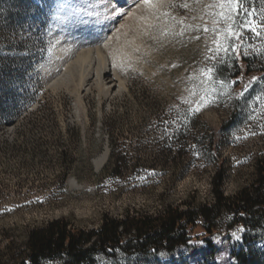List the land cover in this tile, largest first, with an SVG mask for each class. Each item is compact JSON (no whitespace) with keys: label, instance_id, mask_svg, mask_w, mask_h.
I'll use <instances>...</instances> for the list:
<instances>
[{"label":"rangeland","instance_id":"1","mask_svg":"<svg viewBox=\"0 0 264 264\" xmlns=\"http://www.w3.org/2000/svg\"><path fill=\"white\" fill-rule=\"evenodd\" d=\"M28 1L25 11L13 17V26L0 44V57H6L0 60V250L11 256L23 247L30 228L53 219L65 218L76 228L91 230L105 215H156L168 206L185 209L189 204L212 203V181L218 171L224 176V196L252 183L255 164L264 157V131L259 126L264 124V114L249 121L243 101L222 96L217 104L185 119L188 105L179 98L189 97L187 89L196 82L187 77L199 75L196 69L205 66L202 32L157 42L141 34L143 22L134 21L102 52L107 69L118 75L123 89L110 95L96 83L85 89L72 84L53 87L50 54L63 42L54 32L61 11L56 5L96 0ZM209 2L193 5L189 0L197 9ZM173 14L191 23V17L200 13L177 9ZM158 23L164 26L163 21ZM196 35L201 39H191ZM207 44L211 46L210 39ZM134 46H139V52H131ZM129 54L135 71L112 67L113 55L119 62ZM240 63L245 80L264 77V60L249 57ZM240 74L237 70L230 78ZM242 84L237 81L230 91L240 92ZM252 106L258 108V102ZM112 148L123 158L120 175L113 174L109 156L100 168L95 165ZM231 220L232 214H223L217 221L214 237L220 250L227 245ZM193 235L198 247L191 253L179 248L146 258H98V264H201L202 221ZM9 245L11 250L6 249ZM254 247L264 251V239ZM228 251L219 253L216 264H232ZM259 264H264V252Z\"/></svg>","mask_w":264,"mask_h":264},{"label":"trees","instance_id":"2","mask_svg":"<svg viewBox=\"0 0 264 264\" xmlns=\"http://www.w3.org/2000/svg\"><path fill=\"white\" fill-rule=\"evenodd\" d=\"M28 0H0V44L13 26V17L23 13ZM6 60V57H0ZM115 175L123 169V158L112 148L108 158ZM223 173H215L211 193L212 203L168 206L156 215L126 214L122 218L105 215L97 229L76 228L65 218L53 219L27 232L21 249L11 256L0 250V264H98V258L111 261L119 257H152L185 248L189 253L197 249L194 229L203 222L204 252L201 264H216L220 252L228 249L232 264H259L264 251L255 250L257 240L264 239V157L255 164V179L232 196L221 190ZM243 213L244 215H241ZM223 214H232L227 225L226 247L220 250L214 237L217 221ZM250 231L240 233L237 242L231 233L239 226ZM261 233L263 236H259ZM6 249L11 250L10 245Z\"/></svg>","mask_w":264,"mask_h":264},{"label":"snow or ice","instance_id":"3","mask_svg":"<svg viewBox=\"0 0 264 264\" xmlns=\"http://www.w3.org/2000/svg\"><path fill=\"white\" fill-rule=\"evenodd\" d=\"M200 3L201 0H192L193 5ZM133 4L143 13L139 17L143 22L141 34L153 41L161 42L168 38L183 37L186 32H202L205 35L203 57L205 66L196 69L199 75L194 73L187 77L189 81L196 82L187 89L189 97L179 98L181 103L188 105L185 119L199 113L203 108L217 104L222 96L237 102L243 101L248 106L247 120L249 121L254 120L258 113L264 114V77L252 76L245 80L244 65L240 63L242 58L249 57L264 60V0H260L259 7L256 6V0H210L199 9L190 6L189 0H133ZM131 7L127 0L123 2L108 0L104 6L103 16L108 19L133 15L134 13L129 11ZM62 8V4L56 5V9ZM177 9L200 14L193 15L191 17L193 22L189 23L186 17L173 14ZM93 14L89 13V15ZM160 21L164 22L163 27L159 25ZM191 39L199 40L201 36L196 35ZM208 39L211 40V46L207 44ZM128 44L132 45V41ZM131 52H139V46L131 47ZM172 66L176 67V65ZM112 67H118L122 72L135 71L130 54L122 57L119 62L113 55ZM237 70L240 71V76L235 80L231 79V74ZM225 72L228 76L224 75ZM237 81L243 82L242 88L240 92L233 94L230 89ZM254 85H259V89L254 90ZM250 91L253 92L251 96H249ZM197 95L199 99H194ZM253 102H258V108L252 106ZM165 123L167 124L168 121ZM259 126L264 131V124ZM243 138L246 139L247 135ZM235 139L239 140L241 137L236 136ZM192 147L195 148V145ZM193 154L197 155L196 152ZM139 179L145 178L139 177ZM7 210L11 211V209ZM241 215L244 214L241 213ZM249 231L246 226L241 225L231 233V238L239 242L242 240L240 233Z\"/></svg>","mask_w":264,"mask_h":264},{"label":"bare ground","instance_id":"4","mask_svg":"<svg viewBox=\"0 0 264 264\" xmlns=\"http://www.w3.org/2000/svg\"><path fill=\"white\" fill-rule=\"evenodd\" d=\"M106 3L108 0H96L95 3L86 5L70 3L61 9L58 14L59 20L54 24L55 30H53L60 42L61 39L63 42L59 43L50 54L51 61L54 62L53 87H68L72 84L79 89L83 87L85 89L96 83L101 90L110 95L124 88L118 75L111 71L112 69H107L102 52L129 23L134 21L141 23L139 17L143 13L141 9L135 8L133 0H127V3L132 5L129 11L133 12V15H126L122 20L111 17L105 19L103 13ZM89 13L94 14L89 15ZM94 40L99 42L93 43ZM61 61L63 62L59 65ZM58 67L59 70L56 71ZM107 155L105 151L95 160L96 168L104 164ZM71 185L77 184L72 182Z\"/></svg>","mask_w":264,"mask_h":264},{"label":"water","instance_id":"5","mask_svg":"<svg viewBox=\"0 0 264 264\" xmlns=\"http://www.w3.org/2000/svg\"><path fill=\"white\" fill-rule=\"evenodd\" d=\"M108 156H109V152H108L107 158H108Z\"/></svg>","mask_w":264,"mask_h":264}]
</instances>
